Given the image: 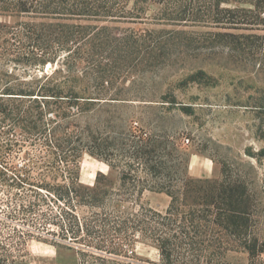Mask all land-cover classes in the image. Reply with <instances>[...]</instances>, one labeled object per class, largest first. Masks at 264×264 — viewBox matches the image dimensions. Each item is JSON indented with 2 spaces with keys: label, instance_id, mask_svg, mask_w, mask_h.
I'll list each match as a JSON object with an SVG mask.
<instances>
[{
  "label": "trees",
  "instance_id": "trees-1",
  "mask_svg": "<svg viewBox=\"0 0 264 264\" xmlns=\"http://www.w3.org/2000/svg\"><path fill=\"white\" fill-rule=\"evenodd\" d=\"M0 17L14 18L0 20V124L18 127L0 144V182L33 193L22 210L38 213L43 189L60 202L51 241L74 261L53 264H264L249 182L228 162L217 178L189 176L166 115L190 106L148 85L186 63L179 82L208 81L203 62L264 77V0H0ZM13 147L20 162L6 158ZM82 153L108 167L92 185L79 181ZM145 190L166 208H124Z\"/></svg>",
  "mask_w": 264,
  "mask_h": 264
},
{
  "label": "rangeland",
  "instance_id": "rangeland-1",
  "mask_svg": "<svg viewBox=\"0 0 264 264\" xmlns=\"http://www.w3.org/2000/svg\"><path fill=\"white\" fill-rule=\"evenodd\" d=\"M4 19L14 21L13 17ZM4 19L0 17V20ZM198 64L209 75L208 81L179 82L185 77V72L194 67V63L172 66L148 80L149 94L159 96L166 93L165 100L173 96L177 104L190 106L186 112L176 106L167 113L169 125L183 131L181 142L189 152L208 156L219 168L221 163L228 162L245 177L256 195L257 227L261 236H264V140L259 135L264 131V110H256L253 106L260 96H264V92L259 89L264 87V77L253 74L250 68L211 62ZM46 68H49V64ZM4 69L21 72V69L14 70L12 66ZM155 106L160 109V105ZM17 133L18 127L14 126L11 118L5 120L0 124V144L16 139ZM25 149L33 151L30 146ZM6 158L13 163L21 160L16 147L7 153ZM77 167L79 181L83 184L92 185L98 171L108 173L105 163L86 153L78 158ZM219 176L220 170L214 178ZM111 177L116 187H119L117 172L112 173ZM43 178L49 181L46 175ZM39 192L45 201H39L38 214L22 210L19 206L35 199L31 191L0 182V264H53L52 258L74 261L68 250L61 246L57 252L51 241L55 236L59 238V229L51 223L50 217L59 210L60 202L50 200L45 189ZM135 198H128L123 204L124 208L137 209L142 205L162 211L169 201L164 193L148 190L142 193L140 200ZM82 210L86 208L77 207L78 213ZM135 250L138 255L144 254L140 244ZM242 257L245 262L246 255Z\"/></svg>",
  "mask_w": 264,
  "mask_h": 264
},
{
  "label": "crops",
  "instance_id": "crops-1",
  "mask_svg": "<svg viewBox=\"0 0 264 264\" xmlns=\"http://www.w3.org/2000/svg\"><path fill=\"white\" fill-rule=\"evenodd\" d=\"M193 165V168L191 167ZM219 165L208 156L192 151L187 163V173L191 177H214L219 173Z\"/></svg>",
  "mask_w": 264,
  "mask_h": 264
}]
</instances>
